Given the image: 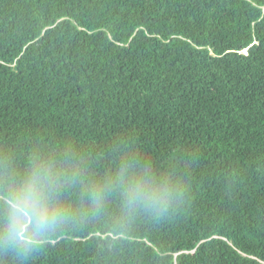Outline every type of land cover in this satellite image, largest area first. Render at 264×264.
<instances>
[{
  "label": "trees",
  "instance_id": "16d2710c",
  "mask_svg": "<svg viewBox=\"0 0 264 264\" xmlns=\"http://www.w3.org/2000/svg\"><path fill=\"white\" fill-rule=\"evenodd\" d=\"M43 168L57 220L13 247ZM0 264H264V0H0Z\"/></svg>",
  "mask_w": 264,
  "mask_h": 264
},
{
  "label": "clouds",
  "instance_id": "9594fccd",
  "mask_svg": "<svg viewBox=\"0 0 264 264\" xmlns=\"http://www.w3.org/2000/svg\"><path fill=\"white\" fill-rule=\"evenodd\" d=\"M53 191V178L50 168L33 172L12 192L9 193L8 239L13 247L31 249L36 239L47 232L57 220L56 214L47 201ZM125 196L129 207L142 205L157 207L166 197V192L145 178H136L128 183ZM27 217L34 228V236H29L27 228H22V219Z\"/></svg>",
  "mask_w": 264,
  "mask_h": 264
}]
</instances>
